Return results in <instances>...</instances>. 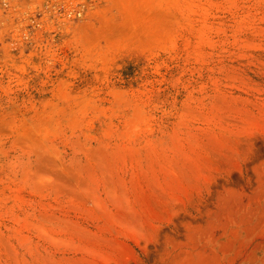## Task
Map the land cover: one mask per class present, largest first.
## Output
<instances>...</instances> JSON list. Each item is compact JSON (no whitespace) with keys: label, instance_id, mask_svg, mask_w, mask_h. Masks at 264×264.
Masks as SVG:
<instances>
[{"label":"rangeland","instance_id":"1","mask_svg":"<svg viewBox=\"0 0 264 264\" xmlns=\"http://www.w3.org/2000/svg\"><path fill=\"white\" fill-rule=\"evenodd\" d=\"M80 2L0 0V264H264V0Z\"/></svg>","mask_w":264,"mask_h":264},{"label":"built area","instance_id":"2","mask_svg":"<svg viewBox=\"0 0 264 264\" xmlns=\"http://www.w3.org/2000/svg\"><path fill=\"white\" fill-rule=\"evenodd\" d=\"M72 1L73 0H7V2H16L21 3V5H29L30 7L28 10H30L29 12L31 13L56 11L62 14L64 18H70L71 16L78 17L81 15L82 8H84V6L80 2V5L73 7Z\"/></svg>","mask_w":264,"mask_h":264}]
</instances>
